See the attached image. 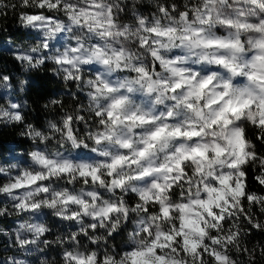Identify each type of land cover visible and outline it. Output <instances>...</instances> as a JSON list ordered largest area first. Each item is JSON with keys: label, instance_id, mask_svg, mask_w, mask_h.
I'll use <instances>...</instances> for the list:
<instances>
[{"label": "snow or ice", "instance_id": "snow-or-ice-1", "mask_svg": "<svg viewBox=\"0 0 264 264\" xmlns=\"http://www.w3.org/2000/svg\"><path fill=\"white\" fill-rule=\"evenodd\" d=\"M22 4L54 15L21 16L42 34L31 49L42 54L17 59L32 68L50 61L87 103L49 121L47 132L26 126L38 146L27 166L0 167V196L17 214L47 209L79 226L62 264H237L233 251L251 257L241 225L264 229L256 214L264 216V194L248 183L251 168L264 188V154L248 135L256 129L264 144V0H163L150 16L134 11L132 23L121 21V0ZM19 109L0 107V121L22 122ZM54 139L65 151L48 147ZM7 212L0 207V216ZM49 231L26 221L15 242L31 252L53 243Z\"/></svg>", "mask_w": 264, "mask_h": 264}, {"label": "trees", "instance_id": "trees-1", "mask_svg": "<svg viewBox=\"0 0 264 264\" xmlns=\"http://www.w3.org/2000/svg\"><path fill=\"white\" fill-rule=\"evenodd\" d=\"M158 2L163 1L151 0L149 4H145L143 0H122L121 5L124 7V4H128L142 13H153ZM128 8L130 7L125 10ZM41 12L46 15H54L47 10L26 7L22 4V0H0V107L7 108L10 103H17L20 105L19 111L23 116L22 122L5 123L0 121V167L5 165L9 167L14 160H25L29 164V153L35 150L38 145L25 134L26 126L32 125L38 130L47 132L49 121L59 122L58 119L64 112H71L77 107L79 97H85L74 82L65 81L62 75L56 74V66L50 61H46L38 68H32L26 61L17 59L18 55L30 54L36 57L42 54V52H31L33 47L40 44L42 34L36 29L25 27L21 22L23 14ZM54 45L59 47L55 43ZM3 77H8L7 81H4ZM53 100L59 101V103H51ZM77 128L82 129V126L77 125ZM256 132V129L250 128L248 135L256 143L257 152L264 154V144L255 139ZM52 144L60 151H65V148L56 144L55 140H52L48 147L50 148ZM39 146L42 148L43 145ZM73 154H75V150H73ZM81 155L84 154L81 153ZM248 171L250 189L264 194V188L252 179L254 170L249 168ZM11 204L8 198L0 196V207L8 209L4 216H0V264H10L5 261V258H11L14 253H17L15 241L10 238V236H15L13 231H16L21 223L31 220V217L28 216L29 213L17 214ZM10 209L15 212H10ZM256 214L260 222L264 224V216H260L258 211ZM39 215L41 216V214ZM49 215L50 218H46L45 221L50 229L46 233V238L53 243H41L35 250L25 252L24 258L27 264H41V261H47V264H62L61 253L67 247V238L79 228L73 222L63 220L59 222L56 220L58 219L56 216ZM41 217L44 221V214ZM132 227V224L125 225L126 231ZM241 228L248 232V235L241 240V246L252 251L253 255L249 257L246 253L233 251L237 264H264V255L261 254V249H264V229H253L246 224H242ZM100 234H103L102 230H98L97 235ZM122 235H117L115 239H109V247H115ZM58 236L65 240L64 244L55 242ZM85 243H87L86 239ZM101 246L103 247V245Z\"/></svg>", "mask_w": 264, "mask_h": 264}, {"label": "rangeland", "instance_id": "rangeland-1", "mask_svg": "<svg viewBox=\"0 0 264 264\" xmlns=\"http://www.w3.org/2000/svg\"><path fill=\"white\" fill-rule=\"evenodd\" d=\"M127 1H132V0H127ZM144 1V3L145 4H149L150 2H151V0H143ZM152 1H156V0H152ZM163 1V0H162ZM121 2H122V0H121ZM168 2H171V0H168ZM176 2L178 3V4H182L183 3V0H176ZM122 6V5H121ZM123 7V6H122ZM127 7H130V8H128V10H124L123 12V14L121 13V21L123 22V23H132L133 22V12L135 11V12H139V13H141V14H143V15H146V16H150L151 14H152V12H141V11H138L137 9H135L133 6H130V5H128V4H124V9L125 8H127ZM145 9V8H144ZM54 43L55 44H57L59 47H60V45L61 44H63L64 43V38L62 37L59 41H54ZM82 97V96H81ZM81 97H79V100H78V105L80 104V103H87V101H86V98L85 97H83V98H81ZM77 105V106H78ZM58 120H60V119H58ZM58 123V122H57ZM81 133H82V131H81ZM55 140V139H54ZM56 141V140H55ZM57 144V143H56ZM42 147H44V145L42 146ZM54 148V149H53ZM35 149V148H34ZM50 149L52 150V151H56L57 150V147H55V145H53L52 144V146H50ZM13 164H16V165H19L20 167H24V166H27L28 165V163L25 161V160H14L10 165H13ZM1 166H3V165H1ZM4 167H6L7 168V165H5ZM12 174H15V170L13 169L12 170ZM11 203H12V201H11ZM12 205V204H11ZM10 212H15L13 209H10ZM44 214V216H45V220L43 221V219H42V215ZM49 214H51L52 215V213H51V210H44L42 213H41V216L40 215H38V216H31V214H28V216L29 217H31V220H30V222H42V223H44L45 224V221H46V218H50V215ZM40 216V217H39ZM47 216V217H46ZM58 219H56L57 221H61L62 219H60L59 217H57ZM64 221V220H63ZM46 225V224H45ZM47 226V225H46ZM48 227V226H47ZM129 230V231H128ZM131 230H132V228L130 229V228H128L127 229V232H131ZM103 231V230H102ZM14 233H16V231H13ZM8 234H10V232H8ZM97 234V233H96ZM10 238H12L14 241H15V236H10ZM15 249H16V252L17 253H14L12 256H11V258H5V261L6 262H8V263H10V264H12V260H25V258H24V253H25V251L23 250V249H21L19 246H18V244L15 242ZM100 250H103V247L102 246H100Z\"/></svg>", "mask_w": 264, "mask_h": 264}]
</instances>
